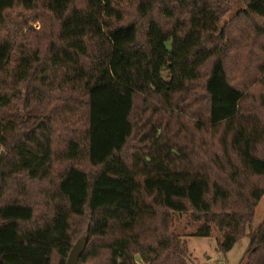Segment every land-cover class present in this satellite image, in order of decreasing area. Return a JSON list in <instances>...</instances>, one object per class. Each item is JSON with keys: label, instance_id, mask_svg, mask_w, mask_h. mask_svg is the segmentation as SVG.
<instances>
[{"label": "trees", "instance_id": "1", "mask_svg": "<svg viewBox=\"0 0 264 264\" xmlns=\"http://www.w3.org/2000/svg\"><path fill=\"white\" fill-rule=\"evenodd\" d=\"M236 1L0 0V264H187L176 214L264 264V0Z\"/></svg>", "mask_w": 264, "mask_h": 264}, {"label": "rangeland", "instance_id": "2", "mask_svg": "<svg viewBox=\"0 0 264 264\" xmlns=\"http://www.w3.org/2000/svg\"><path fill=\"white\" fill-rule=\"evenodd\" d=\"M233 1V8L235 10L239 3L236 0ZM28 24L31 25L36 32L44 34L42 23L35 19H30ZM264 218V194L261 196L258 204L255 208V213L251 226L255 227ZM175 227L180 236L181 241L187 244V254L185 260L187 264H237L244 254L247 244L248 236L244 235L240 238L234 246L225 254L218 250L216 239L214 235L211 236H195L189 235L194 229L192 226L186 223V217L184 215H175ZM248 228L246 232H248ZM137 264H144L136 257Z\"/></svg>", "mask_w": 264, "mask_h": 264}, {"label": "water", "instance_id": "3", "mask_svg": "<svg viewBox=\"0 0 264 264\" xmlns=\"http://www.w3.org/2000/svg\"><path fill=\"white\" fill-rule=\"evenodd\" d=\"M83 244H84L83 239H79L75 243V245L72 247V249L69 252V255H68L67 260H66V264H79L78 258H79L81 251H82Z\"/></svg>", "mask_w": 264, "mask_h": 264}, {"label": "built area", "instance_id": "4", "mask_svg": "<svg viewBox=\"0 0 264 264\" xmlns=\"http://www.w3.org/2000/svg\"><path fill=\"white\" fill-rule=\"evenodd\" d=\"M2 150H3V146H2V144L0 142V153L2 152Z\"/></svg>", "mask_w": 264, "mask_h": 264}]
</instances>
